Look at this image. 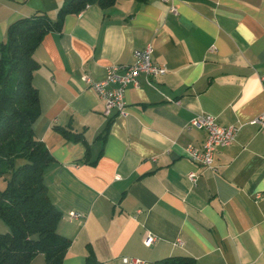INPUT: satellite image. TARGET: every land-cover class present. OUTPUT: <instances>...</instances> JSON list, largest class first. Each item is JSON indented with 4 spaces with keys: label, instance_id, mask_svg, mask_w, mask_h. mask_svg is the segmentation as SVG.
Returning a JSON list of instances; mask_svg holds the SVG:
<instances>
[{
    "label": "crops",
    "instance_id": "crops-1",
    "mask_svg": "<svg viewBox=\"0 0 264 264\" xmlns=\"http://www.w3.org/2000/svg\"><path fill=\"white\" fill-rule=\"evenodd\" d=\"M65 2L0 0V45L16 19L41 11L54 18ZM148 43L166 74L141 77L125 92L126 116L112 110L107 118L84 75L102 81ZM33 57L41 105L33 130L54 157L43 181L62 213L57 233L71 242L63 264H87L90 249L101 264L170 256L264 264V133L252 125L264 116V0L93 3L68 14ZM203 113L241 126L231 146L218 148L215 171L184 151L204 143L206 133L188 125ZM76 212L82 217L72 220ZM148 233L151 248L142 244ZM31 264L47 262L39 254Z\"/></svg>",
    "mask_w": 264,
    "mask_h": 264
},
{
    "label": "trees",
    "instance_id": "trees-1",
    "mask_svg": "<svg viewBox=\"0 0 264 264\" xmlns=\"http://www.w3.org/2000/svg\"><path fill=\"white\" fill-rule=\"evenodd\" d=\"M115 1L66 0L54 18L41 11L8 25L0 45V181L5 185L0 186V219L9 232L0 234V264H31L39 254L47 264H63L70 249V239L57 233L62 213L52 204L43 181L54 157L33 130L41 109L39 91L33 85L40 65L33 56L44 36L61 33L68 14H80L93 3L105 8ZM110 121L102 135L108 132ZM55 130L70 136L62 127ZM71 139L80 142L81 135L73 132ZM86 261L101 264L91 249ZM195 262L190 257L170 256L154 264Z\"/></svg>",
    "mask_w": 264,
    "mask_h": 264
},
{
    "label": "built area",
    "instance_id": "built-area-1",
    "mask_svg": "<svg viewBox=\"0 0 264 264\" xmlns=\"http://www.w3.org/2000/svg\"><path fill=\"white\" fill-rule=\"evenodd\" d=\"M167 2V0H163ZM176 11L175 7H172V12ZM151 52L153 48L151 43L146 45L145 49H137L133 53L134 63L131 65H118L112 64L106 69V78L102 81L94 82L90 77L84 75L85 82L87 85L96 93L101 102L104 103L103 114L110 117L112 110L116 111L119 115L123 117L126 116L125 107L127 103L124 99L125 92L128 87L138 88L140 86L139 79L145 77L146 81L149 82L151 79L155 80L162 75L166 74L165 66L157 65L151 59ZM189 129L194 128L206 133V139L201 146L195 147L193 144L188 145L184 151H186L187 158L195 164L209 168V170L215 171L214 156L218 148H226L231 146V144L236 141L237 133L241 126L230 125V127H225L216 122V119L207 113H203L198 117L192 118L190 120ZM252 125H259L260 131L264 133V116H257L256 119L252 121ZM191 183L198 182V177L195 173H190L188 175ZM82 216L80 214L72 213L70 218L72 220L80 219ZM156 238L154 235L148 233L146 237L143 238L142 244L147 248L154 246ZM178 246H182V242L178 240L176 242ZM123 264H146L145 260L123 258Z\"/></svg>",
    "mask_w": 264,
    "mask_h": 264
},
{
    "label": "rangeland",
    "instance_id": "rangeland-1",
    "mask_svg": "<svg viewBox=\"0 0 264 264\" xmlns=\"http://www.w3.org/2000/svg\"><path fill=\"white\" fill-rule=\"evenodd\" d=\"M1 188H4L5 185L0 181ZM9 232V227L5 225L2 220L0 219V234H5Z\"/></svg>",
    "mask_w": 264,
    "mask_h": 264
}]
</instances>
